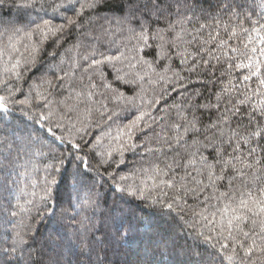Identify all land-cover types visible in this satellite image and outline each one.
Masks as SVG:
<instances>
[{
    "label": "snow or ice",
    "instance_id": "snow-or-ice-1",
    "mask_svg": "<svg viewBox=\"0 0 264 264\" xmlns=\"http://www.w3.org/2000/svg\"><path fill=\"white\" fill-rule=\"evenodd\" d=\"M16 2L18 10L32 9L43 12L45 16L51 10L53 16L48 19L39 17L38 21L31 20L23 27H17L10 21H0L6 25L5 33H8L7 43L0 44V61H3L0 70V121H7L16 111L23 117L22 127L18 126L13 132L15 141L7 144L8 156L4 157L7 165L0 160V167L13 166L22 155L29 159L36 156L46 158L43 195L39 201L48 211L51 210L50 203L58 202L56 189L64 179L87 184L90 180L95 182L93 173L107 175L111 187L117 192L151 201L165 215L175 213L193 229L195 237L213 249L207 260L193 249L179 264H264V18L252 21L255 26L251 29H243L246 43L241 41L236 47L229 48L228 42L220 39L216 44L221 55L226 57L227 68L221 75L229 78V86L217 94L215 105L197 106L198 110L216 108L219 112L216 120L204 124L190 110V104L188 110L174 104L172 107L180 109L177 113L179 120L162 128L160 133H154L158 147L150 148L147 142H136L137 134L147 135L145 129L152 130L153 124L157 123L152 109L163 99L165 89L161 88L159 94L154 93L146 103L137 105V99L145 100V77H148L149 84L164 82L172 91H177V86L186 91V77L179 71H172L170 64L164 67L163 72L157 71L156 65L162 60H171L174 49L181 65L191 57L192 62L187 68L190 72L196 71L200 64L210 65V60L204 59L202 53L219 63L221 56L213 55L212 49L203 47L216 40L219 33L215 37L209 33L207 40H198L193 33H199L208 25L200 23L196 28L193 16L181 14L180 0H176L175 21L170 20L165 28L154 29L151 27L152 16H162L165 8L170 11L172 5L162 7V0H147L146 3L129 0L127 14L116 21L118 30L123 32L126 28L128 33L126 43L122 45L124 50L118 46L115 52L105 53L93 48L79 57L83 63L75 61L68 69L59 68L62 74L50 69L51 78L43 76L39 83L32 81L25 91L27 81L24 72L37 64L43 45L50 39L59 44L66 32L82 28L85 15L95 12L103 0ZM4 3L5 0H0V6ZM67 11L73 15H64ZM57 16L62 22H54ZM186 24L192 26V32L188 31ZM186 36H191V39H185ZM235 36V30H231L229 39ZM194 42L200 47L191 52L188 47L181 50V44L191 46ZM152 47L158 51L156 58L149 61L141 54ZM50 55L55 56L56 53ZM108 69L111 72L106 75ZM234 70L240 72L235 79L243 85V92H240L238 84L233 83ZM169 71H172L174 79L167 75ZM109 75L112 79L108 78ZM117 83L137 85L139 91L127 97L116 86ZM233 90L239 95L224 101L225 95H230ZM221 101H224L223 111H220ZM242 108L248 115L243 133L239 131V123L235 127L232 123ZM149 119L152 123L148 122ZM101 124L109 129L104 135L115 142L102 151L98 147L103 137L87 139L93 127ZM113 125L114 135L111 131ZM165 146L173 153L170 159L164 151ZM137 148H144L155 160L150 161L149 167L140 168L138 173L143 177L138 176V182L130 184L127 183L128 176L118 175L110 169H119L124 163V153ZM157 153L165 156L163 166ZM32 196L35 197L36 193L33 192ZM25 204L34 205L38 216L44 215L33 200H27ZM25 204L18 199L14 205L10 201L7 205L0 204V213L17 217L31 210ZM114 213L116 231L113 239L127 240L135 231L131 221L125 230L124 222L130 213L122 208L114 209ZM71 219L76 220V217ZM87 220L84 217L77 221L84 230L81 247H87L89 243ZM148 224L143 219L136 220V226ZM30 232L31 229L15 230L11 235L6 234L0 242V264H35L31 252H28L32 239ZM160 242L167 247L169 241L160 237ZM171 242L175 243L174 240ZM49 243L54 249L60 248V242L52 240ZM46 264H61L60 253L49 257Z\"/></svg>",
    "mask_w": 264,
    "mask_h": 264
},
{
    "label": "trees",
    "instance_id": "trees-1",
    "mask_svg": "<svg viewBox=\"0 0 264 264\" xmlns=\"http://www.w3.org/2000/svg\"><path fill=\"white\" fill-rule=\"evenodd\" d=\"M139 2L146 3L147 0H139ZM169 4L172 5L170 11L165 8L162 16H152V28L162 29L167 26L170 20L175 21L176 0H162L161 6ZM180 5L181 14L193 16V24L196 28H199L200 23L208 25L199 33H193V35H197L198 40H207L209 33L214 37L219 33L216 40L204 44L203 47L205 50L212 49L213 55H220L221 59L217 63L216 60L202 53L204 59L210 60V65L200 64L196 71L190 72L187 71V68L192 62L191 57L187 63L181 65L180 58L175 55L174 49L171 60H162L160 64L156 65L157 71L163 72L164 67L170 64L172 71H179L182 76L186 77L184 81L187 85L186 91L179 86H177V91H172L171 87L164 82L149 84L148 77H145L143 82V87L146 89L145 100L137 99V105L146 103L154 93L159 94L161 88L165 89L163 99L152 109V116L157 123L153 124L152 130L145 129L147 135L137 134L136 142H147L150 148L158 147L154 142V133H160L162 128L178 121V111L180 109L188 110L189 104L191 105L190 110L195 112L204 124L216 120L219 115L216 108L197 109L198 105H215L217 94L222 88L229 86V78L221 75L227 68V64L224 62L226 57L221 55V50L216 48V44L220 39L227 41L229 48L236 47L241 41L246 43L243 29H251L255 26L252 21L264 18V0H180ZM128 9L129 0H103L95 12L85 15L82 28H74L66 32L59 44L53 43L52 39L48 40L39 53L37 64L31 70L24 72V79L27 81L24 84L25 91H27L28 83L32 81L39 83L43 76L51 78L52 71L62 74L59 72V68L68 69L75 61L83 63L79 57L87 54L93 48L105 53L115 52L118 46L124 50L122 45L126 43L128 33L126 28L123 32L119 31L116 21L126 15ZM64 15L71 16L73 13L67 11ZM52 16L51 10H48L47 16L43 12H36L32 9L18 10L16 0H5V3L0 6V21L13 22L17 27H23L31 20L38 21L39 17L48 19ZM54 22L62 21L57 16ZM226 25L227 27H225ZM5 27V24L0 23V33H5ZM185 27L189 32H192L191 25L186 24ZM177 30H179V26ZM231 30H235L236 36L229 39ZM7 35L8 33L0 35V44L7 43ZM252 35L255 36V33ZM185 39H191V36H186ZM74 46L78 47L74 48ZM184 47H188L191 52L200 47V44L196 42L191 46L181 44V50ZM157 51L158 49L155 47L146 48L141 55L152 61L156 58ZM224 51H228V49H224ZM53 52L56 53L55 56L50 55ZM228 54L232 55L231 52ZM4 59L6 60L7 57ZM2 67L3 61H0V70ZM172 71L167 73L170 79H174ZM110 72L111 69H108L106 75ZM238 75H240L239 70H234L231 78L234 84H238L240 92H243V85L235 79ZM108 78L112 79L110 75ZM152 79H155V76ZM116 86L127 97H132L139 91L137 85L117 83ZM181 92L183 95H180ZM238 95L237 91L233 90L230 95H225L224 101ZM186 98H190V100H186ZM239 98L243 97L239 96ZM224 101H221L220 111H223ZM174 104L179 105L180 109L172 107ZM112 106L110 105V107ZM22 120L23 117L19 111H16L7 121H0V141H3L0 143V160L4 161L5 165H7V161L4 160V157L8 156L7 144L15 141L16 137L13 132L18 126L22 127ZM148 122L152 123V120L149 119ZM247 122L248 115L245 108H242L241 113L232 121L233 127L237 123L241 125L239 129L241 133L244 130L243 125H246ZM108 130L103 124L93 127L87 139H94L95 136L103 137L98 147V150L102 151L105 147L115 143L104 135ZM111 131L114 135L115 125L112 126ZM61 150H63V146H61ZM164 151L167 153V158L170 159L173 153L166 146ZM257 152L259 153V149ZM156 155L160 156L159 162L163 166L165 156L160 153ZM14 156L15 152H13ZM117 158L119 159L118 154ZM123 159L124 163L119 169L110 170L115 171L118 175L128 176L127 183L131 184L138 182V176L143 177V174L138 173V170L142 167H149L150 161L155 160V157L151 153H147L144 148H137L126 151ZM47 162L44 157L36 156L29 159L22 155L13 166L0 167V204L7 205L10 201L14 205L17 199L21 204H25V201L33 200L34 204H39L41 210L44 211L42 217L38 216L34 205L25 204V207L31 210L22 212L17 217H7L6 213H0V242L5 239L6 234L11 235L15 230L27 231L31 229L32 239L29 241L28 252H31L35 264H46L49 257L55 256L57 252L60 253L61 264H179L180 261L186 259L185 254L193 249L202 253L206 260L210 258L209 253L213 249L202 239L195 237L193 229L181 221L175 213L171 216L165 215L164 211L158 205L153 206L151 201H142L117 192L111 187V181L108 180L107 175L99 176L93 173L95 182L90 180L87 184H76L71 179H64V182L56 189V193L59 195L58 202L50 203V211L45 210L39 197L43 195L42 187L46 174L44 164ZM57 178L60 179V177ZM33 192L36 193L35 197L32 196ZM116 208L125 209L130 213L124 222L125 230L129 221L135 226V231L129 235L127 240L113 239L116 231L114 222V209ZM73 216L76 217V220L71 219ZM84 217L88 218L86 223L90 229L87 232L89 241L87 247H81V236L84 230L77 223ZM137 219L148 221L149 224L136 226ZM185 219L188 217L186 216ZM160 237L169 241L167 247L160 242ZM52 240L60 242L59 249H54L49 243ZM173 240L174 244L171 242Z\"/></svg>",
    "mask_w": 264,
    "mask_h": 264
}]
</instances>
